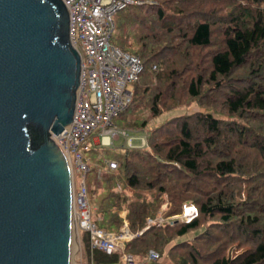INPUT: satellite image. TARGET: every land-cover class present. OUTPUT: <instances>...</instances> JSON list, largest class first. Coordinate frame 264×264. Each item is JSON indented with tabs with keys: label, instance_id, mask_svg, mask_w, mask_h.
Returning a JSON list of instances; mask_svg holds the SVG:
<instances>
[{
	"label": "trees",
	"instance_id": "trees-1",
	"mask_svg": "<svg viewBox=\"0 0 264 264\" xmlns=\"http://www.w3.org/2000/svg\"><path fill=\"white\" fill-rule=\"evenodd\" d=\"M151 1L116 12L111 41L143 66L117 118L131 130L179 104L202 109L148 128L145 146L114 153L116 168L99 192L89 189L93 219L109 231L127 221L134 236L124 251L135 264H164L146 252L160 255L170 241L168 264H264V0ZM185 203L197 215L169 223ZM81 234L88 263H120L121 253L90 249ZM234 242L246 247L228 255Z\"/></svg>",
	"mask_w": 264,
	"mask_h": 264
},
{
	"label": "water",
	"instance_id": "water-1",
	"mask_svg": "<svg viewBox=\"0 0 264 264\" xmlns=\"http://www.w3.org/2000/svg\"><path fill=\"white\" fill-rule=\"evenodd\" d=\"M80 62L62 0H0V264H70Z\"/></svg>",
	"mask_w": 264,
	"mask_h": 264
},
{
	"label": "built area",
	"instance_id": "built-area-1",
	"mask_svg": "<svg viewBox=\"0 0 264 264\" xmlns=\"http://www.w3.org/2000/svg\"><path fill=\"white\" fill-rule=\"evenodd\" d=\"M66 5L69 18V39L79 51L80 74L76 89V98L72 119L62 131L52 137L63 150L72 175L73 226L88 234L90 249H98L106 254L121 253L119 264H135L131 253L125 252V242L133 235L128 229L114 232L100 227L93 219V206L89 201V189L94 187V178H100L103 172L116 168L117 161L110 159L104 165L94 164V178L87 181L90 170V157L86 151L98 144L97 151L109 147L112 140L123 136L124 146H116L123 152L133 147L136 136L131 130L117 127L113 119L130 103L133 83L142 71V62L138 55L129 53L111 41L114 27V14L131 4H140L148 0H62ZM149 2H153L149 0ZM94 138L90 139V136ZM147 135V134H146ZM146 135L140 136L141 146L146 145ZM77 181V186L75 185ZM120 189V183L116 184ZM197 215V208L185 203L182 211L167 217L169 223L176 219L189 220ZM179 217V218H178ZM161 216L147 218V223L159 224ZM153 249L146 252L147 260L159 259ZM81 262V259H79ZM88 264H94L92 261Z\"/></svg>",
	"mask_w": 264,
	"mask_h": 264
},
{
	"label": "rangeland",
	"instance_id": "rangeland-1",
	"mask_svg": "<svg viewBox=\"0 0 264 264\" xmlns=\"http://www.w3.org/2000/svg\"><path fill=\"white\" fill-rule=\"evenodd\" d=\"M115 17H116V13L114 14V19H115ZM185 101H187L185 96L181 97V95H178V103L179 102L186 103ZM201 109H202V107H199V106H197L194 103H192V104L186 103V104H182V105L179 104L177 107H174V108H172L170 110L162 112L161 114L155 116L153 119L149 120L146 123V126L141 127L139 129H131V131L129 133L131 135L136 136V138L132 141V146L133 147H142L139 137L140 136H145L146 135V130L148 128L150 129L154 125H158L161 122L165 121L166 119H168V118H170V117H172L174 115H179V114L182 115V114L191 113L192 111L201 110ZM217 114L220 115L219 113H217ZM113 122H114V124L117 127L124 126V123H123L124 121L121 118L115 117L113 119ZM92 136L93 135L90 136V139L93 140L94 138ZM124 145H125L124 137L123 136H119L118 138L112 140V144L109 147L102 148L100 152L97 151V148H98L99 145L98 144H93L92 149L89 150V151H86L85 155L90 157V166H94V164H96V165H99V164L100 165H104L107 160L114 159L113 158L114 153H120V151L116 150V146H124ZM105 175H107V173L103 172L102 176L100 178H96V180L94 178L95 176H93V178H94L93 179L94 180V187L90 188L91 191H94V190H96V192L100 191V189H98V187L100 186L101 181L103 180ZM75 185L77 186V181H75ZM95 207H96V204L94 205V208ZM118 214H119V216H124L125 210L124 209L118 210ZM174 215L175 214H172V215H169V216H174ZM96 216H98L97 218H99V219L101 218L100 214L96 215ZM169 216H167V217H169ZM178 220H183V219H176L174 222H176ZM126 222L125 221L123 222V225L120 228L121 230L122 229H126ZM75 230L77 232L78 229L76 227H74V237L72 238L73 241H72V246H71L72 247V261H71V264H88V261L86 259V255H85V250H84L85 246H83V248L80 249L78 236H77ZM114 232H117V231H114ZM130 233H132V232H130ZM132 234H133L132 236H134V233H132ZM172 243H173V241H170L165 246L163 252L159 255L160 256L159 259H157L158 262H164V264H168V263H166L168 261L166 260L165 254L167 253L166 251L168 250V247ZM84 245H85V243H84ZM245 247L246 246H237V242H234V243H232V244H230L228 246V248L226 250V253L228 255H232L233 256L234 254H236L237 252L241 251ZM79 259H81V262H79Z\"/></svg>",
	"mask_w": 264,
	"mask_h": 264
},
{
	"label": "bare ground",
	"instance_id": "bare-ground-1",
	"mask_svg": "<svg viewBox=\"0 0 264 264\" xmlns=\"http://www.w3.org/2000/svg\"><path fill=\"white\" fill-rule=\"evenodd\" d=\"M72 213H73V210H72ZM72 213H71V215H72ZM73 215L71 216V221H72V226H73ZM74 237V226L72 227V238ZM72 241H73V239H72ZM71 246H72V243H71ZM71 261H72V247H71V249H70V264H71Z\"/></svg>",
	"mask_w": 264,
	"mask_h": 264
},
{
	"label": "crops",
	"instance_id": "crops-1",
	"mask_svg": "<svg viewBox=\"0 0 264 264\" xmlns=\"http://www.w3.org/2000/svg\"><path fill=\"white\" fill-rule=\"evenodd\" d=\"M78 240H79V247H80V249H81V248H83V246H85V245H84V237H83V235L81 234V232H80V234H79Z\"/></svg>",
	"mask_w": 264,
	"mask_h": 264
}]
</instances>
